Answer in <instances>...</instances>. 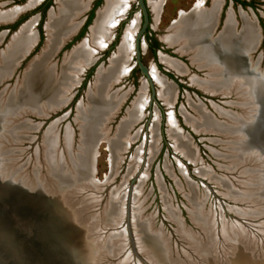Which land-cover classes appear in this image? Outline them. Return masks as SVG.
I'll return each mask as SVG.
<instances>
[{
  "label": "rangeland",
  "instance_id": "1",
  "mask_svg": "<svg viewBox=\"0 0 264 264\" xmlns=\"http://www.w3.org/2000/svg\"><path fill=\"white\" fill-rule=\"evenodd\" d=\"M38 1L39 0H36L31 4V0H0V17L8 13L16 16L11 23H16L15 27H10L5 35L0 37V51L5 49V46L9 43V35L14 33L20 25L29 22L31 26L30 30L35 35V40L31 41L34 45L29 54L25 56L20 62V65L15 68L12 76L4 80L0 85L1 111H3L8 99L11 103L18 97L21 91L23 72L27 69L25 66L26 63L32 58L38 60L42 54L47 39L46 23L48 20V10L43 13V15L35 10V5ZM153 1L158 2L157 8L154 11H152L150 5ZM212 1L213 0H207V4L210 6ZM254 1L256 3V11L250 10L249 7H240L238 4H231V2L225 3V5L232 11L235 17L234 21L236 24L234 25L232 21V32L234 34L240 33L243 29L245 22L244 18L248 19L256 30L257 41L254 46L255 49L252 47L251 51L245 52V56L247 57H244V59L247 58L245 60V65L250 76L262 78L264 76V31L260 23L264 25V0ZM145 2L149 10L150 18L147 34L159 42L161 49L157 51V54L156 51L152 54L143 37L141 39L140 59L148 68L150 75L152 71H155L157 74L156 68L158 65L160 66V69H158L160 74L157 75L170 87L171 99L169 104L163 101L159 93V85L151 75L154 81L156 101L162 107L163 111L159 112L155 103H152L148 109L147 102H145L137 120L133 121L126 130V134L130 136L132 140L123 150L118 152L117 159H115L116 162H114L111 172H108L111 166V152L109 150V144L106 142V136L101 135L102 137L97 142L96 151H94L95 156L93 158L92 178L101 181L105 177L104 182L107 181V184L105 186H94L93 182L91 181L92 184L90 182V177L85 182L87 184H85L84 181L80 183V181L74 180L76 185L73 183L72 185L65 184L59 191L57 190V192H55L54 197L68 213L75 217V219L81 220H77L76 223H78L80 227H83L88 235H93L92 238L95 240L94 243L99 251L103 245H110L109 240H111V249L113 251H109V248H104L103 251L101 250L104 257L107 256L106 259L108 257V259H114L115 263H119L120 260L122 262H120V264H143L132 254L122 222L124 210L123 199L126 194L129 179L133 177L134 174L137 173L139 167H141L131 186V196L137 194L139 191L137 194L141 206L139 214L148 220L150 223V230L152 228L157 229V231L162 230L163 237L165 236L164 239L168 240V246L172 247L171 250L174 251V249H178L181 252L180 257L182 258L179 259L175 258L177 256H174L175 259H172L171 250L167 252V258L169 257L168 262L170 264H203V262H199L197 259L199 255L204 258V262L207 258H210L212 263L216 261V259H221L222 257L219 258L216 253L218 249L215 245L220 238L219 230L221 228L223 229V227H221L223 221L224 223L229 222L228 224L237 223L236 228L241 230V234L245 232L244 235L242 234L243 238H240L237 234H234L236 238L234 236L230 238L226 236L231 234L233 230H230L231 227L229 229H224L225 236L222 235V237H225L224 241L228 245H232V242L235 241L234 244L240 243L241 245H245V248L256 249L257 244L259 245L260 242L261 244L264 243V198L262 197L261 200L257 201L253 200L256 199L255 197L258 196L256 194L262 189L255 185L257 174L252 170L254 165L253 163H249L251 158L245 157L243 159L244 156L242 154L239 155L236 150L238 133L229 132L230 130H221L218 128L217 124H215L216 126H207L203 115L205 114L210 119L225 127L235 126V118L239 120L241 116L247 115L246 112H252V104L243 103V105H240V102H245L246 100L242 98L241 101L239 97L241 95L242 97L248 95V93L242 88H235L236 86H234L235 89L233 90V87L231 88L230 86L229 89L226 90L228 93H222V91L219 90L213 92L204 90L198 83L193 82L192 78L198 81L205 80L212 72L214 73L213 75H218V73H215L218 68H212L214 65L210 68L205 67V65H201L199 62L193 61L191 52L180 51L179 45H171L165 41L164 36L173 28L172 25H169L168 20L172 16L174 9L187 6L189 0H145ZM102 3L99 4L97 9ZM56 5L55 1V4L52 5L53 7L51 6L49 9L52 8V11H56ZM103 6L100 8V11L103 9ZM228 9H225V11H228ZM84 14L85 13L82 12L76 16L74 21H77L78 18H83ZM140 18L141 15L137 9L136 0H128V8L121 18L123 21L112 28L110 40L108 41L109 43H107L103 49L96 52L93 65H89L84 71L82 69V73L81 71L80 73L76 72L77 75L74 79V83L68 91L63 92L62 101L56 105L59 106V108L55 109L53 112L48 111V109L43 112L47 113L46 118L30 115L23 111L24 107L18 106L15 103L13 108L16 109H13L11 114L7 113L8 115H3V125L0 132L1 178L13 179L15 182L21 183L22 186L31 193L40 194L41 190L46 196L52 198L53 195L50 194L51 192H48L50 188L49 185L53 181L49 176V170L55 169V172L60 171V174H65L66 176L72 172L71 169H65L64 167L63 168L67 171L62 172L63 169L57 168L60 163V157L65 159H62L64 162L61 161L63 162V164H61L62 166L65 165L64 163L67 162L66 160L71 164L69 154L66 153V149L65 151L63 150V138L66 134V130L70 128L69 131L72 134L73 143L70 147L72 148L71 151L77 150L78 152L81 146V144L78 143L80 142L81 136L79 123L77 121L78 106L76 110L74 109V104L76 101H79V104L87 102V94L94 82V78L93 80L91 78L95 70L94 67L99 63L103 65L101 68H107L109 66L110 61L108 62L107 59L117 51V47L122 41L127 26L133 24V31L135 32L140 24ZM90 24L91 23H89V25ZM10 25H0V32L3 28ZM225 25L226 24L220 29L217 28L216 32L212 31L208 37H205L206 39L202 38V42H208L212 44V46L214 44L216 45L217 40L215 38L218 36L219 32L222 33L224 31ZM88 26L80 32V36L70 42V44L65 45V42L63 43L65 40L62 39L51 53L49 65H52L53 77L56 79L54 80L56 82L52 83L53 87V84L58 82V76L61 72L63 60L67 56L66 54H68L81 39L85 38L89 32ZM78 31V29L75 32L73 31L72 34H74L72 37L77 34ZM130 42L131 44L127 56L129 71L123 75L117 83L112 84L110 89V92H116L118 95L123 94V96L113 116L108 118L105 122L106 124L104 123V129L109 137L113 134L119 122L123 116H125L127 109L132 105L135 99L142 95L147 101L149 96L146 82H144L136 66L133 65V38ZM11 44H15V42L12 41ZM8 48L7 51L10 50L9 55L11 56H8L4 61L6 62L5 64L8 65L7 67H10L14 46L11 45L8 46ZM262 55L263 58L261 57ZM18 56L13 57L11 64ZM174 57L178 60H175ZM167 60L179 63L182 70H175L167 63ZM3 65L4 62L0 67V75L8 69L4 70V68H2ZM88 70H90L89 76L85 78V72ZM165 72L171 74L172 78H164L163 73ZM79 78L80 83H78ZM218 78L221 77L217 76L216 79ZM175 81L181 86L177 87ZM88 82L90 85L86 92L84 86ZM77 83L78 85H76ZM81 87L82 90H80ZM140 92H142V94L139 95ZM237 92H239V94H237ZM46 94L47 93L44 92V95L42 94L40 97L41 99L39 102L41 105L46 104ZM244 98H246V96H244ZM26 99L27 98H25V100ZM66 100L68 101L63 106H60V104L64 103ZM26 106L32 109L35 108V104L29 106V104L26 103ZM34 110L38 112L37 108ZM67 110H69V114L63 117L64 112ZM243 110L246 111L244 112L245 114L242 113ZM200 111H202V116ZM199 113L200 115H198ZM147 119L149 120L147 121ZM41 121H44V123L39 125L38 123ZM170 124L173 125L176 132V139H173L169 135ZM144 126H146L145 130L143 129ZM152 127L154 133L153 141L151 139ZM49 133L53 135L55 139V145L52 149L53 152L51 150L53 159L50 158L51 154L48 150V141L46 142V137ZM176 140L178 141L177 143ZM149 150H153L152 155ZM65 156L68 158L66 159ZM56 169H58V171ZM58 177L59 176L55 175L56 179H58ZM258 180L260 181V179ZM84 184L86 186H84ZM88 184H90V186H88ZM110 187H120L119 191L121 193L122 205L120 207V213L116 216L117 219H109L106 213L107 210L104 209V205L107 204L106 194L108 191L106 192V190ZM104 188L107 189L105 190ZM102 189L104 190L102 191ZM132 205L133 202L131 200L130 211H132ZM209 211L214 213L212 214L214 219L212 218L210 220L209 218L208 220L210 216ZM194 213L196 214V218H192V214ZM101 214L103 216H101ZM131 214L130 227L136 251L142 256L141 258L145 259L146 257L147 260L153 264H161L159 260L155 259L156 257L148 247L146 248L145 246L153 259L148 258V256L144 255V252L138 248L136 233L131 222ZM218 217H220V219ZM217 218L221 222H219ZM118 220L119 224L116 230H121L120 235L122 236H118V231L111 230V223H115ZM183 232H185V234L188 232L189 236L182 234ZM94 233L98 234V238L95 237ZM108 233L111 235V239L102 242L98 247L96 242L100 243L102 239L101 235L106 234L107 236ZM103 238H105V236H103ZM249 239H252V241L249 242ZM231 251L224 252L223 257L226 258L231 254ZM97 256L98 253L95 255V261ZM124 256H127L129 260L126 259L125 262H123L122 258L124 260Z\"/></svg>",
  "mask_w": 264,
  "mask_h": 264
},
{
  "label": "bare ground",
  "instance_id": "2",
  "mask_svg": "<svg viewBox=\"0 0 264 264\" xmlns=\"http://www.w3.org/2000/svg\"><path fill=\"white\" fill-rule=\"evenodd\" d=\"M35 1L36 0H31V4ZM56 1H57V10L51 11L48 15V20L46 23L47 39L44 44L42 54L40 58L31 65V69L29 70L25 80L26 82L25 89L27 90V95H26L27 99L25 100V102L29 104V106L35 104V95L33 94V89L35 91L39 90V93L42 94L44 92L47 93L46 104L42 105L41 108L39 107L37 108L39 113L45 112L47 108H49L50 106L53 105L56 106L59 104L60 101H62L61 98L63 96V92L68 91L69 88L72 86L77 73H80L82 69H85V67L94 59V55L96 54V52L103 49L107 45V43H109L108 41L110 40V34L112 32V28L122 18V15L125 13V11L128 8V0H105L103 9L97 12L95 21L93 25L90 27L88 34L85 36L84 39H82L79 43H77L68 54H66L67 56L63 60L61 72L59 73L58 76V82L56 83L58 85L53 84L54 85L53 87L52 83L56 82L54 81L56 79H54L53 77L52 65H49L50 63L49 57L53 52V50L55 49V47L58 45V43L62 39L64 40L66 36H68L70 33H72V31H74L77 25L74 19L85 9L87 5V0H56ZM150 5L152 11H154L157 8L158 2L153 1L151 2ZM217 5H218V0H214L213 7L210 10L211 14H213ZM8 14L2 15L0 17V21L9 20L14 16L13 14H9V15ZM211 14L209 18L204 17L196 20L184 19L178 21L179 23L177 25L175 24L172 30L169 33L167 32L168 34L165 35L164 38L165 41L171 45L173 44H177V46L179 45L180 51L191 52V58L193 61L199 62L203 66L207 65L209 68L214 65L212 68H218V70L215 71V73L222 71V74H219L221 73L219 72L218 75H213L214 73L212 72V74L210 73L208 75L207 79L202 81H198L192 78V81L198 83L199 86L204 88V90H209L210 92L219 90L222 91V93H224L227 92L226 90H228L229 87L231 86V88L233 87L232 90L235 88L237 89L242 88L244 89V91H246V93H248V95H244L246 96V98H244V96L242 97V95L238 97L240 98V100L242 98L246 100L245 102L244 101L240 102V105H243V103L253 105V106L251 105L252 112L248 111L249 112L248 113L243 110L242 113L246 112L247 115L245 116L241 113L243 115L241 116L242 119L241 117L239 118V120L238 118H235L236 120L235 126L225 127L224 125L218 124L214 120L210 119L205 114L203 115L205 117L204 120L207 126L209 127L211 125L216 126L215 124H217L218 128H220L221 130H228V131L230 130L229 132L238 133L237 135L238 143L236 146V150L238 151L239 155L242 154L244 156L243 159L245 157L251 158L249 163L250 164L253 163L254 167H252V170L255 171L257 174V180H255L256 182L255 185L257 187L259 186L260 188H262L260 189L261 191L256 194L259 197L257 196L255 197L256 199L253 200L255 201L261 200L262 197L264 198V187H263L264 185V175H263L264 154L263 153L264 152L259 151L254 147L251 148L249 146L250 144L249 139L260 140L262 142L261 146L264 147L263 146L264 145V107H263L264 76L262 78L254 77V76L251 77L249 71L246 69L245 59H244L245 52L251 50L252 47H254L256 44L257 41L256 30L252 26V23L248 19L244 18L245 22L243 29L241 30L240 33L234 34L232 32V21L231 19H229L227 21L228 23L226 22L227 23L225 25L226 27L224 26L225 27L224 31L221 33L220 37H218L219 40L217 39L218 40L217 44L222 47L224 56L223 58L220 59L221 60L220 65L213 64L212 61H215L217 57L215 56V53L210 47V44L208 42H204V41L202 42V40L205 37H207L206 35H208V31L211 27V21H212ZM133 28H134L133 24L127 26L122 41L117 47V51L114 54H112V56L109 58L110 61L109 66L107 68L99 67L98 70L96 71L97 73H95L96 75L94 77L93 86L92 88H90L87 94V102L84 104L81 103L80 104L78 103L79 105L77 104L78 106L77 121L79 123V129L81 132L80 142L78 143H80L81 146L78 152L77 150L71 151L72 148L70 147L71 144L73 143L72 134L69 131L70 128L66 130V134L63 138L64 140L63 145L65 146V148L63 146V150L65 151L66 149L67 151L66 153L69 154V159L71 160V164L68 162V160H66L67 164L64 163L65 165L62 166L61 164H63L64 162L63 160L65 159L60 157V163L59 165L57 164L58 165L57 168H61V170L63 169L62 172L67 171L65 169H71L72 172L70 171L71 174H68V176H66L65 174H60V171H58V169L56 170L59 173L55 172V169L49 170L50 173L49 176L52 178L53 181L49 185L50 188L48 192H51L50 194L53 195L52 196L53 199L55 198L54 197L55 192H57V190L59 191V189L65 186V184L72 185L73 183L74 185H76L74 180L80 181V183L83 181L85 183L86 180H88L90 176V171L93 166L92 157L95 156V155L93 156L91 155L95 153L93 152V142H94V138L97 135L106 136L105 138L108 140L107 142L109 144V150L111 152L110 154L111 169L114 166L113 165L114 162H116L115 159H117L118 152L120 150H123V148H125L132 140V138L126 134V130L129 128L130 124L133 121L137 120L140 114V110L146 102V98L140 95L142 94V92L139 93L140 96L137 97V99H135L132 105L127 109L125 116H123L118 126L116 127L115 131L110 137L107 136L106 134V131L104 129L105 127L104 123L108 120V118L113 116L123 96V94L118 95L116 94V92H110V89L112 84L117 83V81L128 71L127 56L131 44L130 40L133 38V34H134ZM30 29L31 26L29 22L19 27L15 38L12 40L15 42V44H10V46L11 45L14 46V51L12 54L13 57H16L18 55H19L18 57H20L21 54L25 53L33 45V42L31 43V41L35 40V35ZM9 52L10 50H8L3 57L4 65L2 68H4V70L8 68L7 67L8 65L5 64L6 62L4 60H6L8 56H11L9 55ZM13 57H11L12 58L11 61L13 60ZM11 61H10V65H11ZM167 63L177 71L182 70V67L177 62H174L172 60H167ZM151 75L159 85V89H160L159 93L160 96L163 98V101L169 104V101L171 99V91L169 85L164 80H162L155 73V71H152ZM217 76L221 78L216 79ZM234 86L236 87L234 88ZM237 94H239V92H237ZM200 113L202 116V111H200ZM200 113L198 115H200ZM151 129H152L151 139L153 141L154 138L153 127ZM175 134L176 132L173 128V125L170 124L169 135L173 139L174 138L176 139ZM47 141H48V150L49 153L51 154L50 158L53 159L52 149L55 145V139L53 135H51L50 133L46 137V142ZM177 142L178 141L176 140V143ZM149 151L150 154L152 155L153 150H149ZM65 158L67 159L68 157L65 156ZM55 175L59 176L58 179L55 178ZM258 179H260V181ZM85 184L84 186H86ZM106 184L107 181H105L101 185H96L93 182L94 186H105ZM88 186H90V184H88ZM107 188L104 189L106 190ZM119 188L110 187L108 190H106V192L108 191L106 194L107 204L104 201V203L106 204L104 205L105 206L104 209L107 210L106 213L109 219H115L117 214L120 213V207L122 203H121V193L119 191ZM104 189H102V191ZM137 194H133V196H131L132 195V191H131L130 201L132 200L133 205L130 214L132 212L131 222L133 224V229L135 230L136 233L138 248L142 252H144V255L148 256V258L153 259L152 256L149 255L148 253L149 250L146 249L148 247L152 251L153 255L156 257L155 259L159 260L161 264H170L168 262L169 257L167 258V252L171 250L172 247L168 246L167 244L168 240L164 239L165 236L163 237V231L162 230L157 231V229H153V228H152L153 230L152 229L150 230V226H149L150 223L148 222V220L145 219L143 216H141V214H139L141 206L139 204ZM194 214H192L193 215L192 218H196V214L195 215ZM212 214L214 213L212 211H209L210 216L208 217V220L209 218L210 220L213 218ZM101 216L103 215L101 214ZM218 218L220 219V217ZM219 219L218 221L221 222ZM76 220L81 221L77 218ZM222 223H221L222 225L221 227H223V229L219 225V227L221 228L220 229L221 232L218 229L220 238L218 239V242H216L215 245L216 248L218 249V251H216L218 257L219 258L222 257V258L216 259V261H214L213 264H230V262H232L233 257H235L238 253L242 254V252L247 254L248 252H250L252 256L258 258L264 257V243L261 244L260 242L259 245L257 244L256 249L248 248V247L245 248L246 246L241 245L240 243L234 244L235 241L232 242L234 246L233 244L228 245L224 241L225 237H222V235L225 236L224 229L226 228L229 229L231 227L230 230H233L232 233L228 231L231 234L229 235L227 234L228 236H226L230 238L233 236L235 237L234 234H237V236L243 238L245 232L244 233L242 232L243 235L241 234V230L239 228H236L237 223L228 224L229 222L224 223V221ZM118 224H119V220L115 223L112 222L111 230L118 231L117 232V234H119L118 236H122L120 235L121 230L120 231L118 229L116 230ZM233 227L236 229H234ZM182 234L189 236L188 232L186 234L185 232H183ZM94 235L95 237L98 238V234L94 233ZM103 236H105V238H103ZM101 237L102 239L100 240V243L96 242L97 246L102 242L111 239V235H109V233L107 236L106 234L105 235L102 234ZM109 241H110V245L108 246L103 245L101 248L102 251L104 248H109V251H113L111 249L112 247L111 240ZM250 241H252V239H249V242ZM93 242H95V240H93ZM230 249L233 250L231 251ZM258 249H263V250H258ZM101 250L99 251L98 256L96 257L95 264H120L121 262L120 260L119 263L118 262L115 263L114 259L111 258L108 259L109 257L106 259L107 256L104 257ZM226 251H231V254L228 255L226 258H224L223 253ZM180 253L181 252L178 249H174V251L171 250V254L173 256L172 259L182 258L180 257L181 256ZM174 256L177 257L174 258ZM126 259L129 260L127 256H124V260L122 258V261L125 262ZM197 259L199 262H203V264H212L210 258H207V260L204 262L203 260L204 258H202V256L199 255V258ZM143 260L146 261L148 264H153L152 262L148 261L146 257ZM184 263H188V262H184Z\"/></svg>",
  "mask_w": 264,
  "mask_h": 264
},
{
  "label": "water",
  "instance_id": "3",
  "mask_svg": "<svg viewBox=\"0 0 264 264\" xmlns=\"http://www.w3.org/2000/svg\"><path fill=\"white\" fill-rule=\"evenodd\" d=\"M104 2L105 0H103L102 5L96 9L95 16L91 24L88 26V31L93 25L96 14L103 6ZM136 5L141 15V22L133 35L132 55L134 58V63L139 69L140 74L145 77L149 87L150 97L148 101L150 104L151 100L155 101L154 85L148 72V68L142 63L140 59V39L143 37V33L148 24V11L145 0H136ZM15 18L16 16L14 15L9 20L0 21V25H10ZM19 27L14 31V33L9 35V43L7 46H5L4 50L0 51V67L3 64V57L6 54L7 48L15 38ZM8 30V27L3 28V30L0 32V37H3ZM33 45L25 53L21 54L20 57H17L11 66L8 67L7 71L0 75V85L2 82H4V80L9 79L12 76L15 68H17L25 56L29 54ZM111 56L112 55H110V57ZM109 58L107 59L108 62ZM36 61L37 60L35 58H32L26 63L25 66L27 69L25 68L26 70L23 72L21 91L19 92L18 97H16L15 101L11 103L8 101V99L3 111L0 110V132L3 125V115L11 114L12 110L14 109V103L18 106L24 107L23 111L29 113L30 115L42 118L47 117V113H39L34 110L38 107L41 108L42 106L39 102L42 93H39V90L35 91L33 89V94L35 95V108H28L25 103V98L27 95V90L25 89V80L29 70L31 69V65ZM93 62L94 60H92L85 68H87ZM99 67H103V65L101 63L97 64L94 73L91 76L92 80ZM84 70L85 69H83V71ZM78 83H80V78ZM78 83L76 85H78ZM89 85L90 84L88 82L84 86L86 92L89 89ZM80 90H82V87ZM67 101L68 100L60 104V106H63ZM78 103L79 101L75 102L74 109H77ZM57 108H59V106H50L47 109L48 111L53 112ZM68 114L69 110L64 112L63 117L67 116ZM148 120L149 119H147V121ZM43 123L44 121H41L38 124L42 125ZM145 129L146 126H144V130ZM101 137V135H97L94 138L93 152L96 151L95 149L97 142ZM249 141V146L251 148L254 147L259 151L264 152V147L261 146L262 142L260 140L249 139ZM91 155L93 156L94 153ZM140 169L141 167H139L137 173ZM92 172L93 167L90 171V180L96 185L103 184L105 177L103 180L97 181L92 178ZM108 172H111V168L108 169ZM137 173H135L134 176L129 179V184L123 199L124 210L122 222L124 224L125 233L128 237L129 247L132 254L137 259H139L141 263L148 264L146 261L141 259V256L136 251L134 238L132 236L130 227L129 201L131 186ZM76 221L77 220L75 217L68 213V211L63 208L57 199L46 196L41 190L40 194L31 193L25 189L21 183H17L13 179H3L0 177V264H95V255L99 253V250L96 248V245L93 242V235H88L84 228L80 227ZM230 264H264V257L258 258L252 256L250 253L247 254L242 252V254L238 253L235 257H233Z\"/></svg>",
  "mask_w": 264,
  "mask_h": 264
},
{
  "label": "flooded vegetation",
  "instance_id": "4",
  "mask_svg": "<svg viewBox=\"0 0 264 264\" xmlns=\"http://www.w3.org/2000/svg\"><path fill=\"white\" fill-rule=\"evenodd\" d=\"M56 1V0H55ZM55 1L54 0H39L37 3H36V9L38 12L41 13V15H43V13H45L47 10H48V15H49V12L52 11L51 9H49L53 4H55ZM103 2V0H87V5L85 7V9L82 11L84 12V16L83 18H78L76 22V27L74 29V32L78 29V33L75 34L73 37L72 33H70L67 38L65 37L63 41V43L66 45V44H70V42H72L73 40H75L78 36H80V32H82L84 29L87 28V26L89 25V23H91V21L93 20L94 16H95V11L97 9V7L99 6V4H101ZM213 2L214 0L212 1L211 5L209 6L207 4V0H189V3L187 6H184L183 8L179 7V8H175L174 9V12L172 14V16L169 18L168 20V23L169 25L171 26H174L176 23L178 24L180 20H184V19H188V20H196V19H200V18H206V17H210V10L212 9L213 7ZM231 2V4H238L240 5V7H249L250 10H255L256 11V8H255V1L254 0H218V5L216 6L215 8V11L213 12V14H211V27L208 31V35L211 34L212 31L216 32L217 31V28H222L224 24H227L228 20L231 19V21L234 22V25L236 24V22L234 21L235 20V17H234V14L232 13V11L230 9H228V7L225 5V3H229ZM56 4H57V1H56ZM53 7V6H52ZM57 7V5H56ZM231 8V7H230ZM209 9V10H208ZM225 9H228V11H225ZM147 11H148V24L145 28V31L143 33V37L145 38L146 42H147V47L151 50L152 54L155 53L156 51V54H157V51H159V49H161V46L159 44L158 41H156V39H153L151 38L150 36H148L147 34V30L149 28V10L147 8ZM81 12V13H82ZM208 12V13H207ZM80 13V14H81ZM184 13V14H183ZM181 16V17H180ZM123 21L122 19H120L118 22H117V25L120 24V22ZM140 22H141V18H140ZM227 22V23H226ZM255 23V22H254ZM15 24H11L10 26H8V28L10 29L11 26L14 25L15 27ZM261 28L262 30L264 31V25L261 24ZM218 29V30H219ZM73 32V31H72ZM213 32V33H214ZM220 34H218L216 40L218 39V37H220L221 35V32H219ZM208 35H206L208 37ZM142 37V38H143ZM141 38V39H142ZM141 39H140V56H141ZM219 40V39H218ZM218 40L216 41V45L214 44V47L212 46V44H210V47L212 48L213 52L215 53V56L217 57L215 59V61H212L213 64H219L220 65V62H221V58H223L224 56V53H223V50H222V47L220 45H218ZM214 41V40H213ZM215 42V41H214ZM221 49V50H220ZM255 49V47H254ZM253 49V50H254ZM252 50V49H251ZM250 50V51H251ZM244 57H247V56H244ZM263 58V55L261 56ZM175 58V57H174ZM247 59V58H246ZM245 59V60H246ZM134 60V58H133ZM175 60H178L175 58ZM263 60V59H262ZM219 61V62H218ZM94 63V62H93ZM93 63L91 65H93ZM90 65V66H91ZM134 66H136L135 63H133ZM97 66V65H96ZM206 67H208L207 65H205ZM257 66V65H256ZM264 67V66H263ZM95 68V67H94ZM137 68V66H136ZM158 69H160V66L158 65L157 68H156V72L157 74H160L158 72ZM91 70V69H90ZM90 70L86 71L85 72V78H87L89 76V72ZM138 72H139V69L137 68ZM129 71V69H128ZM127 71V72H128ZM221 72V73H219ZM218 73L219 74H222V71H219ZM140 73V72H139ZM163 77L164 78H172L171 74L169 73H163ZM141 75V74H140ZM144 79V82H146V79L143 75H141ZM151 76V75H150ZM152 78V77H151ZM153 81V79H152ZM176 82V85L177 87L181 86L179 83ZM147 84V82H146ZM153 85H154V81H153ZM148 87V85H147ZM176 87V86H175ZM148 90H149V87H148ZM149 97H150V90H149V96H148V99H147V108L149 109L150 106L152 105V103H155L157 105V108L159 109V112H162V107L158 104V102L156 101V95H155V92H154V100H151L150 101V104H149ZM144 129V128H143Z\"/></svg>",
  "mask_w": 264,
  "mask_h": 264
},
{
  "label": "trees",
  "instance_id": "5",
  "mask_svg": "<svg viewBox=\"0 0 264 264\" xmlns=\"http://www.w3.org/2000/svg\"><path fill=\"white\" fill-rule=\"evenodd\" d=\"M12 28L14 27V25L13 26H11Z\"/></svg>",
  "mask_w": 264,
  "mask_h": 264
}]
</instances>
